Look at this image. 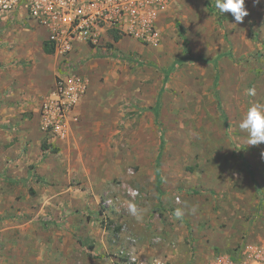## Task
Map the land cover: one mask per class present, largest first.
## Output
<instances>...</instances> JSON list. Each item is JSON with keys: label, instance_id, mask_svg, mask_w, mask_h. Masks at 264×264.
Listing matches in <instances>:
<instances>
[{"label": "rangeland", "instance_id": "obj_1", "mask_svg": "<svg viewBox=\"0 0 264 264\" xmlns=\"http://www.w3.org/2000/svg\"><path fill=\"white\" fill-rule=\"evenodd\" d=\"M244 7L237 23L177 0L160 46L130 39L86 67L90 108L59 177L20 178L9 199L0 171V264H261L264 143L238 124L264 104V0Z\"/></svg>", "mask_w": 264, "mask_h": 264}, {"label": "built area", "instance_id": "obj_2", "mask_svg": "<svg viewBox=\"0 0 264 264\" xmlns=\"http://www.w3.org/2000/svg\"><path fill=\"white\" fill-rule=\"evenodd\" d=\"M177 0H0V25L24 21L44 28L57 69L53 91L39 106L40 127L45 136L64 139L75 107L87 94L89 77L83 70L87 57L113 56L122 38L158 47L163 22ZM23 13V17H16ZM118 37V39H116ZM264 264V243L254 251ZM215 264H230L217 256Z\"/></svg>", "mask_w": 264, "mask_h": 264}, {"label": "crops", "instance_id": "obj_3", "mask_svg": "<svg viewBox=\"0 0 264 264\" xmlns=\"http://www.w3.org/2000/svg\"><path fill=\"white\" fill-rule=\"evenodd\" d=\"M21 17L22 12L16 20ZM46 36L44 28L27 26L24 21H20V24L13 22L6 26L0 25V97L7 100L6 104L0 106V171H3L6 177V194L9 199H14L11 191L15 183H20V178L33 179L32 185L35 188L39 186L37 180H40V176L59 177V171L64 169L62 161H67L71 141L75 133H78L81 120L90 108L88 102L92 98L93 89H89L75 107L77 118L70 121L69 131L64 139L49 138L42 132L39 116L41 102L25 100L43 99L54 89L57 65L53 55L44 52ZM128 40L130 39L122 38L118 46ZM131 45L129 43L128 47L131 48ZM133 46L136 47L135 44ZM88 54L85 49L76 54L79 58L87 57L83 70L95 64L98 59L105 58L89 57ZM43 141L48 148L42 149ZM53 147L57 148L55 152L50 151ZM57 155H63L64 159L58 158L59 160L51 165V157ZM92 254L96 256L98 251H93Z\"/></svg>", "mask_w": 264, "mask_h": 264}, {"label": "clouds", "instance_id": "obj_4", "mask_svg": "<svg viewBox=\"0 0 264 264\" xmlns=\"http://www.w3.org/2000/svg\"><path fill=\"white\" fill-rule=\"evenodd\" d=\"M245 0H214V8L222 15L225 12L231 13L235 22L241 23L245 16L248 15L245 7ZM246 95L255 96V88L246 90ZM239 129L246 133V145H258L264 143V104L251 103L244 114L242 115L238 124ZM264 157V153H261ZM128 211L131 215H137V208L135 204L128 205ZM193 211L195 209L193 208ZM177 218L182 217L183 212L177 209L174 213Z\"/></svg>", "mask_w": 264, "mask_h": 264}, {"label": "trees", "instance_id": "obj_5", "mask_svg": "<svg viewBox=\"0 0 264 264\" xmlns=\"http://www.w3.org/2000/svg\"><path fill=\"white\" fill-rule=\"evenodd\" d=\"M176 25L179 28L180 33H183V27L179 24V22H176ZM118 39V37H116ZM185 41V40H184ZM44 52L51 54L52 53V48L45 42L43 46ZM187 53V52H185ZM48 146L46 145L45 141L42 142V149H46ZM57 150L56 147L50 148V151L55 152Z\"/></svg>", "mask_w": 264, "mask_h": 264}]
</instances>
